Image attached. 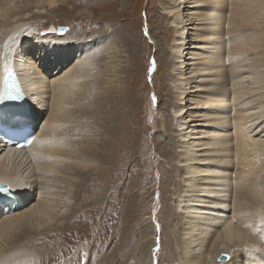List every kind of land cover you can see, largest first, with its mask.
Returning <instances> with one entry per match:
<instances>
[{"label":"bare ground","instance_id":"6f19581e","mask_svg":"<svg viewBox=\"0 0 264 264\" xmlns=\"http://www.w3.org/2000/svg\"><path fill=\"white\" fill-rule=\"evenodd\" d=\"M65 1L36 0L38 10L32 13L30 0H0V97L3 74L12 67L37 122L29 148L6 147L0 141V185H8L29 202L12 213L0 207V264H53L64 255H50L42 247L45 240L60 231L69 233L75 239L72 250L81 238L84 213L76 211L67 218L65 212L70 194L93 161L82 151L83 134L89 130L82 119L95 80L91 81L96 56L91 60L88 53L104 44L111 31L103 29L91 41L73 38L71 32L61 37L58 26L33 35L29 25L43 17L42 9L56 10ZM186 2L169 0L165 8L177 33L172 47L180 101L175 108L176 131L182 144L177 161L186 169V189L176 214L184 221L177 264L264 263V0H192L189 15L194 22L188 25ZM188 28L196 31L190 46ZM30 39L34 40L27 44ZM77 57L81 59L74 64ZM53 64L54 71L46 73ZM163 116L171 120L167 112ZM113 137L110 145L115 146ZM131 138L127 133L126 143ZM110 168L109 164L102 171L112 184ZM99 184L86 186L84 195L98 190ZM125 207L129 210L128 200ZM131 209L137 211V205ZM221 254L231 259L217 262ZM83 256L78 252L62 263L75 264Z\"/></svg>","mask_w":264,"mask_h":264},{"label":"rangeland","instance_id":"374dc122","mask_svg":"<svg viewBox=\"0 0 264 264\" xmlns=\"http://www.w3.org/2000/svg\"><path fill=\"white\" fill-rule=\"evenodd\" d=\"M30 1L31 12H37L36 0ZM168 2L83 0L80 4L79 0H68L60 2L56 10L42 9L44 18H36L29 25V30L35 32L33 35L65 25L71 29L73 38L80 36L88 41L103 29L111 31L104 44L88 53L91 60L93 54L96 56L91 81L95 80L89 94L93 98L88 97L89 106L82 119L89 127L83 134L86 141L82 151L93 161L84 170L80 186L70 194L72 201L65 212L67 218L76 211L84 213L79 223L81 238L72 250L69 247L75 239L69 233L60 231L58 236L45 240L46 245L42 247L50 255L53 252L64 255V259L53 264L69 263L78 252H84V256L75 264L178 263L184 221L176 214L179 198L186 189L183 177L186 169L177 161L182 150L176 131L175 108L180 101L172 49L177 33L173 19L165 10ZM22 4L18 1L17 6ZM191 5L192 0H187L181 6L185 16L192 13ZM190 20L187 25L194 22V18ZM187 32L192 33L187 34L190 46L195 42L196 31L188 28ZM112 43L115 49L111 50ZM80 59H73L74 64ZM54 65L46 73L53 72ZM62 65L56 64V67ZM166 112L171 116L169 121L163 116ZM187 115L188 111H184L182 117L187 119ZM127 133L132 138L126 143ZM112 136L115 146L110 145ZM103 149L108 151L103 156L97 155ZM109 164V175L111 180L114 178L112 184L106 177L108 174L102 171ZM93 176L96 179L90 182ZM95 181H100L98 190L85 196L84 191ZM127 200L129 210L125 207ZM78 201L82 203L76 204ZM135 205L137 211L131 209ZM64 228L72 231L69 226ZM101 245L104 248L97 254Z\"/></svg>","mask_w":264,"mask_h":264},{"label":"water","instance_id":"95a60500","mask_svg":"<svg viewBox=\"0 0 264 264\" xmlns=\"http://www.w3.org/2000/svg\"><path fill=\"white\" fill-rule=\"evenodd\" d=\"M70 28L68 26H59L58 29H57V35L61 36V37H64L66 35L67 32H70ZM229 255H222L220 258H219V261H228L229 260Z\"/></svg>","mask_w":264,"mask_h":264}]
</instances>
